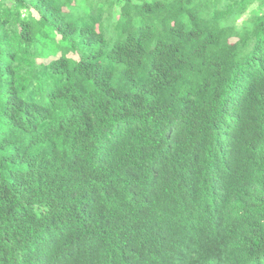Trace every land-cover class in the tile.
I'll list each match as a JSON object with an SVG mask.
<instances>
[{
  "label": "trees",
  "instance_id": "obj_1",
  "mask_svg": "<svg viewBox=\"0 0 264 264\" xmlns=\"http://www.w3.org/2000/svg\"><path fill=\"white\" fill-rule=\"evenodd\" d=\"M0 264H264V0H0Z\"/></svg>",
  "mask_w": 264,
  "mask_h": 264
},
{
  "label": "rangeland",
  "instance_id": "obj_2",
  "mask_svg": "<svg viewBox=\"0 0 264 264\" xmlns=\"http://www.w3.org/2000/svg\"><path fill=\"white\" fill-rule=\"evenodd\" d=\"M33 13H34V15H35L36 17H38L36 12L33 11ZM246 16H247V15H246ZM244 19H246V17H244L243 19H241V20H240V23H241L242 20H244ZM59 38H60V37H59ZM68 57L71 58V59L77 60V61L79 60V56H78L77 54H69ZM53 60H55V59L50 58V59H48V60H39V61H38V64H48V63H50V62L53 61Z\"/></svg>",
  "mask_w": 264,
  "mask_h": 264
},
{
  "label": "clouds",
  "instance_id": "obj_3",
  "mask_svg": "<svg viewBox=\"0 0 264 264\" xmlns=\"http://www.w3.org/2000/svg\"><path fill=\"white\" fill-rule=\"evenodd\" d=\"M204 247V246H203ZM208 249V248H207ZM208 250H210V249H208Z\"/></svg>",
  "mask_w": 264,
  "mask_h": 264
}]
</instances>
